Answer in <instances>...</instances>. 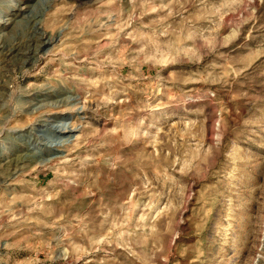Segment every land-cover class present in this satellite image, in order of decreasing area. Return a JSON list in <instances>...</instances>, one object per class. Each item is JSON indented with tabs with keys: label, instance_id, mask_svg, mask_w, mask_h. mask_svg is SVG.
I'll return each mask as SVG.
<instances>
[{
	"label": "rangeland",
	"instance_id": "1",
	"mask_svg": "<svg viewBox=\"0 0 264 264\" xmlns=\"http://www.w3.org/2000/svg\"><path fill=\"white\" fill-rule=\"evenodd\" d=\"M38 13L55 41L0 56V264H264V0H0V34Z\"/></svg>",
	"mask_w": 264,
	"mask_h": 264
},
{
	"label": "bare ground",
	"instance_id": "2",
	"mask_svg": "<svg viewBox=\"0 0 264 264\" xmlns=\"http://www.w3.org/2000/svg\"><path fill=\"white\" fill-rule=\"evenodd\" d=\"M34 17V19H33ZM41 15L40 13L38 14H33L31 16H29L27 18V23L28 21L30 22H35V24H33L30 28V37L27 39V41H22V38H17L15 37L12 40H8L7 39V35L5 34H0V56H4L7 60H14L17 59V61H21L22 65H28V64H34L35 61V57L36 55L39 54L40 50L48 45H51L54 41H55V37L52 35H49L48 33H46L41 27H40V21H41ZM0 33H4L0 30ZM10 38V37H9ZM4 60V59H3ZM15 62V61H14ZM4 82L2 81V78L0 77V96H2L3 94L1 93L2 89H4ZM71 91L70 90H66V89H46V90H42L40 92H35L33 93L31 96V100H29V102H26L27 104V113H35L36 111L42 109L43 107H47L48 105L45 103L44 105H41L39 102H41L42 100H49L51 98H60L63 96H67L68 94H70ZM34 98V99H33ZM43 98V99H42ZM39 99V100H38ZM60 101H56L55 104L57 102ZM75 100V99H74ZM77 101V99H76ZM43 103V102H42ZM40 104V105H39ZM54 104V105H55ZM4 107V106H3ZM54 107V106H52ZM6 110V109H5ZM4 109L2 110V105L0 103V113H2L1 111H5ZM77 111V110H76ZM80 111V110H79ZM8 113V112H7ZM8 117L7 116H1L0 118V125L3 123H7L8 122ZM11 119V118H10ZM9 119V120H10ZM45 124H40L37 127H32L30 129V133L32 134V132H39L40 129L38 130V128H48L50 125L49 121L50 119L44 120ZM4 125V124H3ZM2 125V127H3ZM55 127V126H53ZM55 129V128H53ZM59 129V128H58ZM42 131V130H41ZM40 131V132H41ZM62 131V130H61ZM64 131V130H63ZM62 133V132H61ZM3 134V133H2ZM4 137V136H3ZM10 138V137H9ZM16 143V142H15ZM38 143V142H37ZM41 144H39L37 147H39ZM19 146V145H18ZM42 146V145H41ZM17 149V148H16ZM20 149V148H19ZM30 149V148H29ZM44 150V149H42ZM22 154V152H20ZM25 153V152H24ZM35 153V152H34ZM17 154V153H16ZM27 155V154H26ZM17 156V155H16ZM19 156V155H18ZM20 157V156H19ZM18 157V159H19ZM39 158H37V160L39 161H43L44 159L41 156H38ZM34 158V157H33ZM30 159V158H29ZM16 160V159H15ZM15 160H10L7 161L5 165H3L5 167V170H2L1 172H5L6 170L10 171V169H13V162L15 165ZM28 160V158H27ZM31 160V159H30ZM28 160V161H30ZM47 160H44V162ZM19 162V161H18ZM33 162V161H32ZM25 163V162H24ZM23 164V163H22ZM27 164V162H26ZM30 164V163H29ZM19 165V164H18ZM28 166V165H27ZM16 167V166H15ZM23 167V166H21ZM18 168V167H17ZM23 169V168H22ZM21 169V170H22ZM14 170V169H13ZM7 172V171H6ZM15 171H13L14 173ZM11 173V171L9 172ZM12 173V175H13ZM16 173V172H15ZM3 174V173H2ZM8 174V173H7ZM10 177V175L8 176ZM6 177V178H8ZM5 178V179H6ZM11 180V179H9ZM4 182V179H2V177H0V185ZM7 182V180H6Z\"/></svg>",
	"mask_w": 264,
	"mask_h": 264
}]
</instances>
